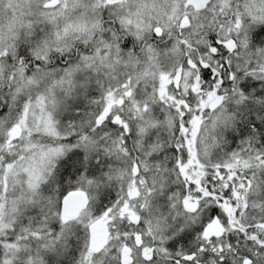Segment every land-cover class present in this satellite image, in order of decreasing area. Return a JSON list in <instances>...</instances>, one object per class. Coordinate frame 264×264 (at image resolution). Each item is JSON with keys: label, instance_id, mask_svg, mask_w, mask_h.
Instances as JSON below:
<instances>
[{"label": "snow or ice", "instance_id": "obj_1", "mask_svg": "<svg viewBox=\"0 0 264 264\" xmlns=\"http://www.w3.org/2000/svg\"><path fill=\"white\" fill-rule=\"evenodd\" d=\"M0 264H264V0H0Z\"/></svg>", "mask_w": 264, "mask_h": 264}, {"label": "water", "instance_id": "obj_2", "mask_svg": "<svg viewBox=\"0 0 264 264\" xmlns=\"http://www.w3.org/2000/svg\"><path fill=\"white\" fill-rule=\"evenodd\" d=\"M70 190H72V189H70ZM65 194H67V193H65Z\"/></svg>", "mask_w": 264, "mask_h": 264}, {"label": "trees", "instance_id": "obj_3", "mask_svg": "<svg viewBox=\"0 0 264 264\" xmlns=\"http://www.w3.org/2000/svg\"><path fill=\"white\" fill-rule=\"evenodd\" d=\"M70 190V189H69Z\"/></svg>", "mask_w": 264, "mask_h": 264}]
</instances>
